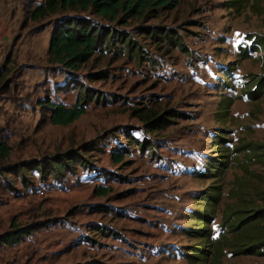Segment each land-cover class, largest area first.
Instances as JSON below:
<instances>
[{
  "label": "rangeland",
  "instance_id": "1",
  "mask_svg": "<svg viewBox=\"0 0 264 264\" xmlns=\"http://www.w3.org/2000/svg\"><path fill=\"white\" fill-rule=\"evenodd\" d=\"M31 1L8 0L13 34L3 52L12 70L0 93V142L10 147L0 159V207L12 201L21 226L47 222L30 246L40 252L48 240L61 264H264L233 247L231 224L236 210L259 203L254 189L264 191V0H179L127 26L66 12L112 26L136 47L101 48L74 73L47 59L60 15L24 22ZM142 26L170 29L183 45L151 39ZM86 90L99 101L68 126L52 125L39 106L49 98L71 107ZM133 110L176 118L150 133ZM69 150L92 168L57 179L31 169L28 187L22 172L6 170ZM118 151L125 157L114 164ZM95 186L108 195L95 196Z\"/></svg>",
  "mask_w": 264,
  "mask_h": 264
},
{
  "label": "trees",
  "instance_id": "2",
  "mask_svg": "<svg viewBox=\"0 0 264 264\" xmlns=\"http://www.w3.org/2000/svg\"><path fill=\"white\" fill-rule=\"evenodd\" d=\"M178 5L179 0H41L40 2L33 0L23 9V18L24 22H38L60 15L51 28L47 59L51 64L62 67L69 73H74L87 64L101 48H112L119 43L123 44L124 49L128 52H133L136 47L132 45L129 36L115 30L112 26H100L89 17L63 15L64 13L89 12L115 26H127L131 20L152 19L175 9ZM140 28L142 31L148 32L151 39H158L170 46L183 45L179 43V38L170 29L165 30L162 27L151 26ZM10 64L11 60L8 56L0 65V93L9 87L7 78L12 70ZM93 76L96 78L106 77L103 73ZM263 84L264 78L258 81L259 86ZM87 92L86 90L79 98L80 101L71 107L56 103L49 98L42 99L39 106L46 110L48 121L52 125L68 126L86 113L89 102L93 99L99 101L97 96L91 99V95H87ZM133 114L145 123L146 129L150 133L166 128L168 123L176 118V114L172 111L160 114L149 111L142 116L140 110H133ZM83 152H86V149ZM125 153V151L115 152L111 157L112 162L114 164L122 163ZM9 155L10 147L6 142H0V159H7ZM77 167L92 168L78 150H69L48 159L13 165L7 167L6 170L12 174L22 172L21 182L25 187H28L29 182L23 175L28 170H35L42 179H47L49 176L57 179L64 173L75 174ZM212 168L216 170L215 172L220 169L216 164ZM212 168L207 169L212 171ZM94 170L99 171L98 175L101 176L107 173L104 170ZM108 191V188L95 186L93 194L105 197L108 195ZM254 191L259 203L251 202L247 208L236 210V214L233 216L234 221H231L232 232L237 235L232 237L235 239L233 247L242 254L264 257V191H259L257 188ZM47 226V222L29 223L21 226L17 224L16 217L13 216L10 219L9 229L0 233V246H16L25 238Z\"/></svg>",
  "mask_w": 264,
  "mask_h": 264
},
{
  "label": "crops",
  "instance_id": "3",
  "mask_svg": "<svg viewBox=\"0 0 264 264\" xmlns=\"http://www.w3.org/2000/svg\"><path fill=\"white\" fill-rule=\"evenodd\" d=\"M12 10L13 8H11L8 0H0V65L5 59L3 51L8 46L13 34L11 28V21L13 20ZM8 203L6 202L5 205L3 204L0 207V222L6 221L15 213L13 202L10 201V205ZM26 239L16 246H0V264H61L53 261L55 260L54 256L60 250L47 249L45 245L48 240L43 238L44 240L40 245V249L43 252L41 250L38 252L32 245L30 246V238L27 237ZM35 240L36 238L33 239V242Z\"/></svg>",
  "mask_w": 264,
  "mask_h": 264
}]
</instances>
